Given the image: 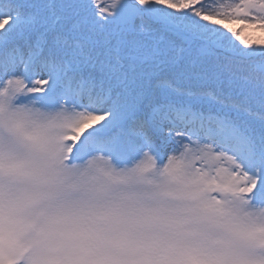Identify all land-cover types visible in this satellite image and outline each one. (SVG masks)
Segmentation results:
<instances>
[{
    "label": "snow or ice",
    "instance_id": "snow-or-ice-1",
    "mask_svg": "<svg viewBox=\"0 0 264 264\" xmlns=\"http://www.w3.org/2000/svg\"><path fill=\"white\" fill-rule=\"evenodd\" d=\"M88 160H174L199 190L110 241L127 218L56 203ZM233 200L264 213V0H0V264H264Z\"/></svg>",
    "mask_w": 264,
    "mask_h": 264
},
{
    "label": "clouds",
    "instance_id": "clouds-1",
    "mask_svg": "<svg viewBox=\"0 0 264 264\" xmlns=\"http://www.w3.org/2000/svg\"><path fill=\"white\" fill-rule=\"evenodd\" d=\"M175 161H149L139 167L110 164L105 160L78 162L70 176L51 177L58 193L56 203L63 206L106 210L127 218L123 225L100 223V232L110 241L140 239L148 233L161 231L162 225H138L135 220L145 210L164 211L189 203L188 194L198 191L193 169L183 165L172 171ZM228 211L236 212L250 220L264 216L259 209L241 206L233 200ZM256 227H261L258 223ZM106 252L119 254L121 248L109 244Z\"/></svg>",
    "mask_w": 264,
    "mask_h": 264
}]
</instances>
